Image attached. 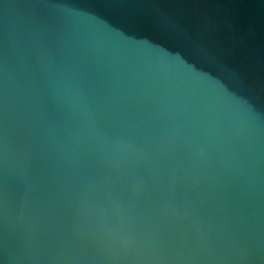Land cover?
<instances>
[{"label":"water","instance_id":"water-1","mask_svg":"<svg viewBox=\"0 0 264 264\" xmlns=\"http://www.w3.org/2000/svg\"><path fill=\"white\" fill-rule=\"evenodd\" d=\"M0 264H264V0H0Z\"/></svg>","mask_w":264,"mask_h":264}]
</instances>
